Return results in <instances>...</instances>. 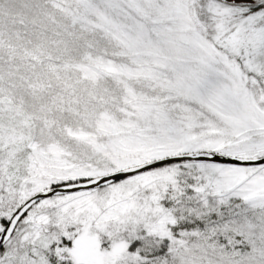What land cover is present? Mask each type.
<instances>
[{
  "label": "snow or ice",
  "instance_id": "obj_1",
  "mask_svg": "<svg viewBox=\"0 0 264 264\" xmlns=\"http://www.w3.org/2000/svg\"><path fill=\"white\" fill-rule=\"evenodd\" d=\"M0 264H264V0H0Z\"/></svg>",
  "mask_w": 264,
  "mask_h": 264
}]
</instances>
